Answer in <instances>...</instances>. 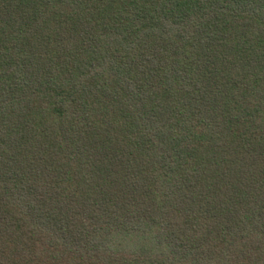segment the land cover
I'll return each instance as SVG.
<instances>
[{
  "label": "trees",
  "instance_id": "trees-1",
  "mask_svg": "<svg viewBox=\"0 0 264 264\" xmlns=\"http://www.w3.org/2000/svg\"><path fill=\"white\" fill-rule=\"evenodd\" d=\"M0 264H264V0H0Z\"/></svg>",
  "mask_w": 264,
  "mask_h": 264
}]
</instances>
